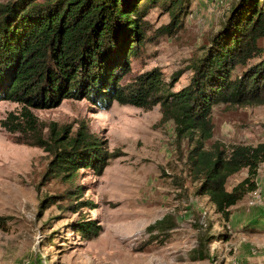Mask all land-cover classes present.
Instances as JSON below:
<instances>
[{"label":"rangeland","instance_id":"obj_1","mask_svg":"<svg viewBox=\"0 0 264 264\" xmlns=\"http://www.w3.org/2000/svg\"><path fill=\"white\" fill-rule=\"evenodd\" d=\"M13 1L0 0V7ZM236 1L185 0L176 18L163 1L141 4L147 41L121 84L157 70L172 92L188 86L193 67L223 30ZM259 7L264 11V0ZM23 107L0 102V264H264V163L257 191L231 208L227 221L208 195L197 194L199 184L192 181L188 162L193 146L177 140L173 122L162 123L160 105L145 110L114 101L104 109L70 98L55 108L32 109L45 137L52 128L67 130L63 137L82 128L109 157L103 172L80 168L72 184L48 176L51 154L20 143L22 134L11 135L2 127ZM212 122L208 146L264 143V105L217 104ZM247 176V170L232 176L227 189ZM78 188L82 197L68 202L67 193ZM49 197L56 199L43 206ZM70 205L76 208L66 209ZM165 217L172 230L147 232ZM85 222L93 223L97 236L78 232ZM201 251L211 259L195 261Z\"/></svg>","mask_w":264,"mask_h":264},{"label":"trees","instance_id":"obj_2","mask_svg":"<svg viewBox=\"0 0 264 264\" xmlns=\"http://www.w3.org/2000/svg\"><path fill=\"white\" fill-rule=\"evenodd\" d=\"M160 1L167 3L173 18L185 4V0H15L0 7V102L24 106L19 115L11 113L1 124L11 135L22 134L25 141L20 143L54 157L48 176L72 184L80 168L103 172L109 157L97 138L82 128L73 137L62 136L67 130L52 128L45 137L32 109L55 108L70 98L87 99L104 109L114 101L145 110L160 105L162 123L173 122L177 140L187 139L193 146L188 162L192 181L199 184L197 194L208 195L216 212L229 221L231 208L258 189L264 143L230 149L219 142L208 146L214 136L212 111L217 104L264 105V11L259 0H237L182 90L172 92L157 70L122 85L147 41L141 4ZM238 68L243 71L237 73ZM243 170L248 176L229 191V179ZM67 194L68 202L82 197L79 188ZM55 199H44L43 206ZM71 207L76 208L66 209ZM169 220L157 221L147 232L172 230ZM79 226L80 234L97 236L93 223ZM208 259L203 251L194 258Z\"/></svg>","mask_w":264,"mask_h":264}]
</instances>
